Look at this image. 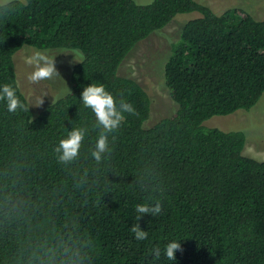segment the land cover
I'll use <instances>...</instances> for the list:
<instances>
[{
    "label": "trees",
    "instance_id": "obj_1",
    "mask_svg": "<svg viewBox=\"0 0 264 264\" xmlns=\"http://www.w3.org/2000/svg\"><path fill=\"white\" fill-rule=\"evenodd\" d=\"M193 11L201 16L185 23L165 67L179 107L145 126L150 95L136 79L120 75L119 65L139 41L177 14ZM24 45L82 52V62L72 70L71 91L41 112L30 106L28 112L9 113L0 101V158L22 144L27 159L35 160L34 194L50 198L53 187L70 186L52 154L69 130L87 127L85 149L94 145L95 117L80 99L85 87L104 84L137 112L125 114L114 133L111 160L98 173L111 186L107 192L92 193L87 204L78 192L65 194L55 210L59 222L66 213L76 216L91 234L92 264H264V160L243 153V131L205 125L215 115L251 109L262 97L264 20L239 7L218 13L196 0H27V6L11 0L10 13L0 18V87L17 88L22 102L30 104L14 60ZM90 164L80 161L81 167ZM153 168L160 191L152 195L162 200V211L138 221L135 206L149 193L136 181ZM136 223L148 231L147 240L135 239L130 229ZM171 241L182 246L175 261L164 255ZM16 247L13 232L0 233V264H10ZM156 247L159 259L151 251Z\"/></svg>",
    "mask_w": 264,
    "mask_h": 264
},
{
    "label": "clouds",
    "instance_id": "obj_2",
    "mask_svg": "<svg viewBox=\"0 0 264 264\" xmlns=\"http://www.w3.org/2000/svg\"><path fill=\"white\" fill-rule=\"evenodd\" d=\"M21 3L27 6V0H21ZM10 11L11 0L0 3V18ZM26 63L33 68L27 76L32 84L60 76L55 57L45 52L35 51ZM80 99L95 117L97 137L94 145L85 149L89 132L87 127H73L52 147L56 163L63 167L70 178V186L62 182L53 187L50 198L34 194L31 179L35 160L27 159L19 141L9 156L0 158V233L13 232L17 245L10 264H92L95 244L91 234L81 228L76 216L66 213L63 222H59L55 210L63 203L65 194L78 192L87 204V198L92 193L101 189L107 192L111 186L102 183L98 173L111 160L112 142L116 139L114 133L126 120L125 114L137 115V112L132 104L123 99L117 101L104 84L88 85ZM0 101L6 102L9 113L16 114L28 112L33 104L42 105L43 97L38 102L25 104L18 97L17 88L4 84L0 87ZM81 160L90 161V166L81 167ZM136 185L149 193L144 203L135 206L136 219L140 221L145 214L158 216L162 211V200L152 194L160 191L159 173L154 168L142 171ZM130 231L137 241L148 239V231L142 229L139 223L133 224ZM178 250L182 251L180 241H171L166 244L164 255L168 260L175 261ZM151 251L157 259L160 258L159 247Z\"/></svg>",
    "mask_w": 264,
    "mask_h": 264
},
{
    "label": "rangeland",
    "instance_id": "obj_3",
    "mask_svg": "<svg viewBox=\"0 0 264 264\" xmlns=\"http://www.w3.org/2000/svg\"><path fill=\"white\" fill-rule=\"evenodd\" d=\"M0 1L5 2V0ZM135 1L148 4L153 0ZM196 1L212 7L218 13L232 7H239L255 18L264 20V0ZM199 16L201 14L198 11L177 14L164 28L139 41L119 65L118 73L120 75L136 79L150 95L151 113L145 122V126H152L159 119L173 114L179 107L166 84L165 67L172 53L173 43L180 38L183 26L190 19ZM35 51H42L53 58L55 57L56 68L60 76L52 80L42 81L39 84L30 83L27 76L33 68L26 63V60ZM81 57L82 52L80 50H43L30 45H24L15 54L17 79L29 103L38 102L43 97L42 105H31L36 110V114L71 90L72 70ZM205 125L226 131H243L246 137L243 153L258 160H264V93L251 109H239L228 115H215L206 120Z\"/></svg>",
    "mask_w": 264,
    "mask_h": 264
}]
</instances>
